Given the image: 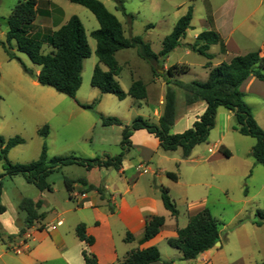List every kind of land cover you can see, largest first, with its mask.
<instances>
[{
	"label": "rangeland",
	"instance_id": "1",
	"mask_svg": "<svg viewBox=\"0 0 264 264\" xmlns=\"http://www.w3.org/2000/svg\"><path fill=\"white\" fill-rule=\"evenodd\" d=\"M20 1L24 0H0L1 41H5V19ZM49 1L52 2L54 10L59 9L65 15L77 16L84 27L91 54L84 60L82 80L75 99L80 104H93L92 109H83L69 97L39 84L34 86V90L26 84H20L23 92L18 99L8 85L9 79L6 78L0 83V131L3 133V136H0L4 140L17 136L23 141L9 151L7 159L16 164L33 162L38 158L43 143L46 144L49 158L74 155L93 159L102 158L103 155H116L120 152L122 127L129 125L134 118L138 117L136 114L138 109L133 105L132 98L119 101L115 96L101 94L90 86L93 67L98 63L95 56V40L90 37V33L98 28L94 16L84 7L67 0ZM97 1L101 2L120 21L125 37L140 36L150 45L154 53L161 50L164 37L170 34L176 21L186 13L189 7L192 8V18L190 28L182 42L191 43L194 32L205 31L203 20L206 19L207 2L214 11L225 5L241 7L237 15H234L233 22L240 24V28L234 32L233 39L242 54L257 51L260 45L264 44V0H122L125 12L132 16L131 19L124 16L118 9L116 0ZM38 19L44 20L40 17ZM40 24L38 21L33 22L31 30L49 34L51 31L49 25L44 24L45 26L41 27ZM11 45L13 48V43ZM49 50L47 45L42 48L43 53ZM13 52L30 71L38 69L24 54L14 50ZM209 52L213 56L211 60L213 63L222 61L223 56L217 54L218 46H212ZM115 58L121 67L117 80L124 92H127L131 83L130 71H134L137 77L143 79L149 72V64L137 56L135 49L119 50ZM3 60L4 54L0 49L2 69L13 67L22 70L16 61L12 63L13 65H7ZM205 61L206 59L197 53L186 54L182 46L174 49L168 57L170 65L185 63L189 66L195 75L189 73L185 76L187 79L193 77L199 79L200 64ZM100 66L105 70L104 66ZM28 76L32 79L35 75ZM262 84L264 83L258 84L257 91L264 92ZM30 97L34 98V107H31L29 103ZM246 100L258 115L260 127L264 129V98L247 94ZM139 111L144 113L148 109L143 105V109ZM99 114L118 118L122 126L102 127ZM44 125L48 127V135L45 138L37 133ZM234 125L235 121L232 119L231 128L228 129L223 140V145L230 151L231 157L214 159L207 166L197 165L195 172H191L194 164L182 163L181 167L171 169L177 176L192 182L191 187H184L183 183H180L174 188L173 193L177 197L176 210L179 213L181 227L185 225L184 221L191 203L197 208L196 211L201 208L207 209L217 221L221 247L219 244L215 248L218 252L215 264H264V219H260L256 214L257 212L264 214V166L255 164L250 156L255 139L240 135L233 129ZM218 130L210 131L211 134L209 133L206 142L200 147L201 155L208 157L216 155L217 149L213 147V143L218 139L216 136ZM206 148H211L213 153H207ZM2 173L3 168L0 162V174ZM83 176L90 181L95 179V175L87 174L85 169L78 166L52 173L48 177L52 192L43 194L21 176L13 178L4 176L1 179L0 203L10 210L11 205L19 207L20 199L23 197L34 200L39 196L42 201L39 213L44 214L47 222L52 221L56 217L53 207L57 213L74 207V203L67 204L65 201L67 194L63 177ZM184 188L188 192L187 201L180 198ZM203 202L205 203L203 207L198 206ZM71 218V214L64 216L66 222L61 229L66 230ZM256 222L262 225L257 226ZM70 235H67L68 245L72 243ZM158 251L162 260L171 259L167 264L178 263L175 255H179V251L170 248L165 242L159 244ZM71 253L74 260L81 262L78 248L73 249Z\"/></svg>",
	"mask_w": 264,
	"mask_h": 264
},
{
	"label": "trees",
	"instance_id": "2",
	"mask_svg": "<svg viewBox=\"0 0 264 264\" xmlns=\"http://www.w3.org/2000/svg\"><path fill=\"white\" fill-rule=\"evenodd\" d=\"M67 1L87 9L98 23V28L90 33V37L95 40V56L98 62L104 65L107 70L102 71L98 65H95L90 78V86L102 94L115 96L119 101L124 100L127 96L136 100L146 99L145 85L140 80L132 81L128 91L124 92L115 79L121 71V67L114 57L115 53L122 49H135L137 56L150 65L153 78H161L166 84L162 114L157 124L150 123L138 116L129 125L123 126L119 145L120 152L114 156L104 155L102 158L88 159L74 155L48 158L47 147L43 143L35 161L28 164H12L7 159V153L22 143V139L16 136L4 140L0 136V162L3 168V173L0 174V194L1 179L4 176L9 178L21 176L39 192H52L51 185L47 181L49 175L59 172L67 166L74 165L86 170L109 167L119 170L122 160L130 148L129 137L133 131L139 129H144L154 135L161 150L171 152L180 149L182 159H186L195 146L206 141L209 132L215 126L216 112L219 107L233 113L235 121L233 129L235 131L240 135L255 139L250 156L255 164L264 166V130L254 120L251 109L243 100V94L239 89L250 76L264 81V57H261L258 52H250L234 56L229 62L212 67L209 62L212 58L208 53L209 47L218 44L222 52L225 49L217 33L203 31L197 35L189 49L208 60L205 65L209 69L207 79L204 82L182 83L176 77L188 73V66L172 65L161 74L158 73V70H163L162 61L180 45V40L184 37L186 30L190 28L191 7L176 21L170 34L164 37L161 50L155 54L150 45L144 42L140 36L126 38L119 20L101 2L97 0ZM116 2L122 14L131 19L132 16L125 12L122 0H116ZM41 6L45 7L42 11ZM48 6L49 1L24 0L18 2L5 19L7 31L5 41L0 40V47L8 59L19 63L22 71L31 76L32 71L12 51L11 43L13 42L18 53L24 54L33 65L40 68L36 79L39 85L52 88L57 93L69 97L83 109H92V105L80 104L75 99V94L81 84L83 61L91 54L87 36L79 18L75 15L71 16L65 24L49 34L31 30L37 16H49ZM44 45L51 49L48 53L42 52ZM170 85L185 92L187 105L198 100L204 101L206 104L204 113L192 124V127L180 134L170 133L175 115V93ZM99 119L104 127L122 126L121 121L116 117H105L99 114ZM47 133V126H43L38 132L43 138L47 136ZM219 151L224 157H230V152L224 147L221 146ZM166 175L173 181L177 180L174 173ZM74 183L86 184L84 179L73 180L63 177V184L68 193L72 192ZM87 189L96 191L100 199H106L102 186L88 185ZM244 194L246 195V191ZM160 197L164 209L172 217H176L178 212L166 188L160 189ZM41 205V199L32 200L26 197L21 199L19 208L24 212L25 218L24 227L19 231V235L44 218V214L39 213ZM5 210V207L0 204V214H3ZM109 211H111L110 207ZM256 214L260 219H264V214L260 212ZM163 224L162 216H153L148 219L144 226L142 239L148 241L155 237ZM256 225L261 226L262 224L256 222ZM75 235L80 242L86 245L93 244V238L86 235L84 224H78L75 227ZM131 240L132 236L126 233L124 241ZM217 242H220L218 223L207 209H202L190 217L184 228L177 230L176 238L167 240V245L179 251L182 260H194L199 254L213 248ZM81 256L84 264H96L95 257L85 251L81 252ZM157 261H160V253L155 246H152L143 250L130 251L122 261L116 264H150Z\"/></svg>",
	"mask_w": 264,
	"mask_h": 264
},
{
	"label": "crops",
	"instance_id": "3",
	"mask_svg": "<svg viewBox=\"0 0 264 264\" xmlns=\"http://www.w3.org/2000/svg\"><path fill=\"white\" fill-rule=\"evenodd\" d=\"M240 8L241 7H232V5L227 7L225 5L221 9L214 11L210 7V3L207 2L206 19L203 20V26L206 28L205 31H213L217 33L224 45V52L220 50V45H212L218 46L219 52L217 54H221L223 56L220 63H227L234 56L250 53L246 52L242 54L237 43L233 39L234 32L236 29L240 28V24H235L233 22L234 15H237ZM40 9L42 11L45 7L41 6ZM48 11V17L37 16L34 22L38 21L41 23V27H44V24H48L51 29L50 33L56 31L60 26L65 24L71 16H73L65 15L63 11L59 9L54 10L53 4L50 1ZM38 17H40V19L43 18L45 21L42 19L39 20ZM187 31L188 30H186V32ZM199 33L201 32L193 33L191 43L182 42L184 37L180 40L179 46L183 47L186 54L192 52L189 49V46L195 42ZM212 46L209 47V50ZM0 49L4 54V63H7V65H13L12 63H16L14 60L8 59L3 49L1 47ZM13 50L16 51L14 43L12 51ZM209 50L208 53L212 56ZM253 52H258L261 57H264V44H261L259 49ZM158 53L159 52L155 54ZM171 53L172 51L162 61L161 65L163 70H158L159 74L172 65L188 66L185 63H175L172 65L168 64V57ZM212 58L209 60L212 67L220 64L213 63L211 61ZM207 62L208 60L206 59L204 63L200 64L201 77L199 79L198 77H193L192 79L185 78L187 74L192 73L190 68L188 73L177 76L176 79L182 83H188L191 81H206L209 72V69L205 67ZM96 65H98L102 71L107 70L106 67L99 62ZM100 65L104 66L105 70ZM1 66L2 65L0 63V83L6 78L9 79L8 85L18 99V96H20L21 92H23L20 84H26L31 90H34V86L36 87L38 85L36 80L33 78L30 79V77L22 70L13 67H6L2 69ZM39 70L40 68L38 67V69L32 72V75L37 77ZM118 76L115 77L117 82ZM130 79L131 82L134 80H140L145 85L146 99L141 100L142 102H138L139 100L127 96L123 101L132 98L133 105L138 109V112L136 113L137 116L142 117L150 123L157 124L164 106V95L166 89L165 82L161 78H153L150 65L149 72L145 75V79L137 77L134 71H130ZM261 83H264V81H259L255 77L250 76L241 84L239 88L243 94V100L250 107L252 116L259 126H261L259 117L256 115L251 104L246 100V96L247 94H252L254 96H258L259 98H264V92L257 91L258 84ZM170 87L175 93V115L174 123L170 128V133L180 134L192 127V124L204 113L206 104L204 101L198 100L191 105H187L185 102V92L173 85H170ZM29 103L31 107H34L33 97H30ZM143 105L148 109V111L140 113L141 111L139 110L143 109ZM232 119H234V117L231 111H228L223 107H219L217 109L214 129H219L216 134L218 139L213 143V147L217 150L215 153L216 155L209 157L201 155L200 150V147H202L206 141L195 146L190 155L186 159H182L180 149L165 152L160 149L159 142L154 135L148 133L144 129L133 131L129 137L130 148L126 152L119 170H114L110 167L86 170L82 167L85 169L87 174H92L93 176L95 175L94 181H90L86 176L75 178L67 177L73 180L84 179L86 183L85 185L81 183H74L71 193H68L65 190L67 194V200H65L66 203H74V207L63 209V211L58 213L55 211V207H53L56 217L53 218L52 221L47 222L46 217L44 216L42 220L34 223V225L27 229L22 235H19V231L24 227V212H22L18 206L15 207L11 205L10 210L4 206L6 210L3 214H0V264H84L81 256L82 251L94 256L96 264H116L117 262L122 261L130 251L143 250L152 246L159 249V244L161 242H165L167 244V240L170 238H176L177 230L184 228L190 217L203 208L196 211L197 208L191 203L184 221L185 225L181 227L182 224H180L179 213L176 217H172L170 213L164 209L161 202L160 189L166 188L168 190V195L176 207L175 200L177 197L173 193L174 188L180 183H183L184 187H191L192 182L189 181V179L184 180L181 176H177L171 169L177 166L181 167L182 163L185 165L194 164L191 172H195L197 165L207 166L210 162H213L214 159H221L224 157L220 153L219 148L222 146L227 149L223 145V140L225 134L228 132V129L231 128L230 121H232ZM213 130H211V132ZM211 132L209 133L211 134ZM0 135L3 136L1 131ZM4 137L8 138L5 135ZM206 152L211 154L213 153V150L211 148H206ZM69 167L71 166H67L62 169H67ZM205 170H203V172H205ZM167 173H174L177 180L173 181L167 177ZM88 185H93L95 187L102 186L106 199H100L96 191H89L87 189ZM45 192L47 191L40 193L43 194ZM187 195V189L184 188L180 194V198L187 201ZM38 199H40L39 196L34 200ZM204 204L205 203L203 202L202 205L198 204V206L203 207ZM109 207L111 208V211H109ZM67 214H71V221L67 224L66 230L61 229V227L65 225L66 219H64V216ZM153 216H162L164 218V224L155 237L148 241H144L142 237L145 223ZM78 224H84L86 235L92 237L94 240L92 245H86L78 240L75 235V227ZM126 233H129L132 236V240L129 242L124 241ZM68 234H71L70 237H72V243L70 242V245H68ZM73 237H75V239ZM219 247H221V243ZM76 248L80 251L81 262H78L77 259L74 260L72 256L71 252ZM215 248L217 247L214 246L213 248L204 251L194 260H180V252L179 255H175V258L178 260L177 264H215L218 255ZM170 260L171 259L169 258H165L164 260L160 258V261L150 264H167ZM169 263L176 264L174 262Z\"/></svg>",
	"mask_w": 264,
	"mask_h": 264
},
{
	"label": "water",
	"instance_id": "4",
	"mask_svg": "<svg viewBox=\"0 0 264 264\" xmlns=\"http://www.w3.org/2000/svg\"><path fill=\"white\" fill-rule=\"evenodd\" d=\"M33 79H34V80H36V79H37V77H36V76H34V77H33ZM219 244H220V243H219V242H217V243H215V245H214V246H217V245H219Z\"/></svg>",
	"mask_w": 264,
	"mask_h": 264
},
{
	"label": "built area",
	"instance_id": "5",
	"mask_svg": "<svg viewBox=\"0 0 264 264\" xmlns=\"http://www.w3.org/2000/svg\"><path fill=\"white\" fill-rule=\"evenodd\" d=\"M52 228H54V227H52Z\"/></svg>",
	"mask_w": 264,
	"mask_h": 264
}]
</instances>
